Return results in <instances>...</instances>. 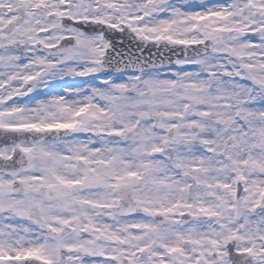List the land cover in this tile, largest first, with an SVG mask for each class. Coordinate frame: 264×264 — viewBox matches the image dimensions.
<instances>
[{
  "label": "snow or ice",
  "instance_id": "obj_1",
  "mask_svg": "<svg viewBox=\"0 0 264 264\" xmlns=\"http://www.w3.org/2000/svg\"><path fill=\"white\" fill-rule=\"evenodd\" d=\"M0 132V264H264V0H0Z\"/></svg>",
  "mask_w": 264,
  "mask_h": 264
},
{
  "label": "water",
  "instance_id": "obj_2",
  "mask_svg": "<svg viewBox=\"0 0 264 264\" xmlns=\"http://www.w3.org/2000/svg\"><path fill=\"white\" fill-rule=\"evenodd\" d=\"M106 38L111 41L114 46V49L109 50V57L114 58L113 63L106 65L105 70L107 74H112L116 72H124L132 70V67H124V64L127 63V59L123 63H115L116 59L119 57L116 56L117 52L123 53H132L134 57L140 58L142 61H155L157 65H160L161 61L163 64L172 63L177 58H183L185 53L182 51L183 46H175L174 49L172 46H169L170 49L164 48L163 45H157L155 42H146L141 44L139 40L132 41L127 31L121 33L119 31H106ZM197 46H190V49L187 55H194L191 51L192 48ZM119 69V71H117ZM4 133L0 132V141L4 139Z\"/></svg>",
  "mask_w": 264,
  "mask_h": 264
},
{
  "label": "rangeland",
  "instance_id": "obj_3",
  "mask_svg": "<svg viewBox=\"0 0 264 264\" xmlns=\"http://www.w3.org/2000/svg\"><path fill=\"white\" fill-rule=\"evenodd\" d=\"M188 3L190 4H199L201 2V0H187ZM179 66L175 65L174 63L171 64H165L163 67L160 68L161 74L162 75H170V69L171 70H176ZM191 70V67L190 69ZM136 71L134 70H130L127 72H123V73H114L112 74V78L114 80H117V82H120L122 80H126L127 77L131 74H133V72ZM108 75L105 74V71L102 73H97V74H93V76H88V77H80V76H65L63 78L57 77L54 80H51L48 82L51 92L53 94H64L67 95L64 90L65 89H74V88H79V89H84V90H88L89 86H99L101 80L107 78ZM40 92L45 93L49 91V88H45L44 86H41V88L39 89ZM29 95H35V93H31ZM38 98H45L44 96H39ZM24 102H28L31 103V101H28L27 98H23ZM257 106H260L259 104ZM81 139H86L87 138V134H81L80 135Z\"/></svg>",
  "mask_w": 264,
  "mask_h": 264
}]
</instances>
